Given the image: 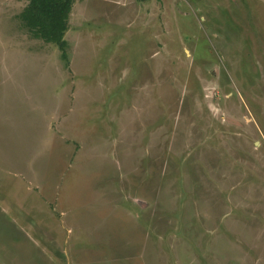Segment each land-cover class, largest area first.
I'll use <instances>...</instances> for the list:
<instances>
[{
	"label": "rangeland",
	"instance_id": "rangeland-1",
	"mask_svg": "<svg viewBox=\"0 0 264 264\" xmlns=\"http://www.w3.org/2000/svg\"><path fill=\"white\" fill-rule=\"evenodd\" d=\"M0 0V264H264V0H74L64 38Z\"/></svg>",
	"mask_w": 264,
	"mask_h": 264
},
{
	"label": "trees",
	"instance_id": "trees-1",
	"mask_svg": "<svg viewBox=\"0 0 264 264\" xmlns=\"http://www.w3.org/2000/svg\"><path fill=\"white\" fill-rule=\"evenodd\" d=\"M74 0H28L18 14L23 26L35 38L53 42L66 59L69 14Z\"/></svg>",
	"mask_w": 264,
	"mask_h": 264
}]
</instances>
